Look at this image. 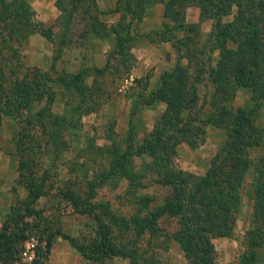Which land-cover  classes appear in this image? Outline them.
<instances>
[{
	"label": "rangeland",
	"instance_id": "rangeland-1",
	"mask_svg": "<svg viewBox=\"0 0 264 264\" xmlns=\"http://www.w3.org/2000/svg\"><path fill=\"white\" fill-rule=\"evenodd\" d=\"M236 11L237 8L234 6L232 13L225 16L222 22L233 19ZM96 12L99 13V11ZM155 14L152 13L151 16L154 17L151 19L147 18L144 20L143 17L139 22L132 20V26H134L132 27L133 39L131 41L127 40L125 46H133L131 49L127 48L125 50L126 60L121 56L116 57V59L112 57L111 60L113 65L115 63L119 64L118 68L113 70L108 67L107 69L109 70H106L101 75H95L94 72L90 74L87 84L94 89L91 93V99L86 96L87 100L85 102L82 99V102L78 103L76 101L78 97L71 96L69 98L70 105L74 107L78 105L79 108L75 110V108L71 107L74 113L70 122L67 123V128L63 133L64 137L61 140L67 145L68 149L60 155L55 156L53 147L48 143V139H44L41 136V143L32 147V152L24 156L23 163H27L28 168L26 171L24 170V175H22L20 169L22 157L20 156L19 145L16 143L18 139L17 132L20 129L18 127L19 118L7 115L1 116L0 229L8 226L3 230L5 236L14 234V238H16L13 246L4 247L3 251L7 247L14 249L11 250L13 253L5 252L9 256H4V262L8 264H30L35 258V260L42 261L43 264H50L49 252H51L52 246L51 249L48 247V240L52 239L53 244L54 237H61L58 234L59 232L70 233L78 238L90 237L97 239L101 237V226H110L108 220L103 217L100 222L92 214L78 212V208H73L72 204L64 199V193L69 189L77 194L84 193L90 186V179H98L97 175L100 174L101 170L110 166L108 148L113 141L122 142L125 140L128 136L129 127L135 125L139 142L152 131L155 121L168 106L164 101L158 100L154 101L152 105L147 103L154 100L155 95H152L151 92L167 71H175L171 72L175 76L170 86L161 91L162 96L169 98L176 89V82L179 80L176 75L180 74V67L189 66V69L184 74V78L188 82L180 86L183 91L177 102L183 101L185 95L190 97L189 92L191 90L187 89V86L192 83L190 80L195 81L199 97L195 110L192 111L191 109L183 113L185 116L191 117L189 126L193 128V131L196 129H199V131L204 129L206 131L203 135L200 132L196 134L198 146L195 148H192L186 142H180L174 150L177 138L169 141V149L174 153L172 156L174 166L197 175H204L213 164L221 168L223 172L231 174L242 170V168L237 169V162L243 157V152L239 151V149L245 145L246 139H244L245 132L237 134L232 129L235 120L234 115H236L234 114L235 112L232 113L234 110L226 109L224 112L222 111L219 123L208 125L206 122L211 113H213L212 104L214 105L215 103L217 92L219 96L228 95L224 89L217 90V86H215L209 76L210 71L212 67L217 66L222 54L226 57V60L236 56L234 52L228 50L236 49V44L229 42L222 54L219 49L211 50L209 35L212 34L214 29L215 19L203 18L201 9L197 5L189 6L185 13L186 23L197 24L195 26L197 30L195 29L193 32L183 26H181L182 31L178 29L171 30L181 22H175L174 19L168 17L166 10L164 16H155ZM89 15H83L82 10L77 11L71 18L72 26L68 30L71 36L67 37V43L81 44L83 46L82 62L72 59L69 64L63 60V47V53L56 61L54 52V60H52L51 64L50 60L48 62L49 68L33 67L31 64H27L25 58L28 46L27 40L21 49L20 73L38 68L48 71L53 78H57L61 74L69 73V71H77L96 65L94 53L97 45L94 40L104 41L106 37L90 34L92 28L87 27V17ZM127 21H130V15L127 16ZM64 31L63 25H60L57 31L55 30L56 42L60 41V36ZM82 31L88 32L86 39H82V36H80ZM257 32L259 34L262 33V27ZM185 33L187 36H184ZM114 37V35L111 36L113 41ZM203 45H207V50L205 49L204 53L194 58V54L197 55ZM147 47L148 49L145 50L142 57L143 60L147 59L149 64L145 62L146 65L143 67L141 77L149 76L151 78L150 89L145 93L147 97H137L136 94L144 89L146 82L135 85L129 84L125 81V70L129 65L133 64L131 69L139 65V58L136 52ZM196 47L197 50H195ZM70 56L74 58V54ZM133 56L137 58V62L131 60ZM192 58L194 61L190 62ZM227 68L221 69L222 72L224 71V78L228 75L225 73ZM254 76L257 81L261 78L263 79L264 66L258 69ZM93 77L95 78L93 79ZM197 77H201L202 80H196ZM9 82L8 80L7 83ZM10 87L11 84H8L7 89ZM255 88H239L232 99L223 100V103L228 108H252L256 105L255 99L258 100V106H255V113H253L256 125L261 128L259 133L263 139L260 145H254L248 149L251 163L248 165L244 174L245 178L240 184L239 195L241 204H237V209L234 211V216L236 217L234 232L231 233V236H223L224 239H217L219 236L212 239L215 248L211 264H241L244 254L249 250L247 249L249 244L256 247L257 261L255 264H264V245H256L260 241L258 240V233L260 235L262 233L261 238H264V219L259 213L256 202L257 169L259 167L264 169L263 163L259 160L264 156V98H259L261 94L257 87ZM51 90L55 91V97L52 102L54 111L64 114L69 107L67 105L65 107L64 104V99H67L65 98V92L61 87L54 85ZM8 91L10 92V90ZM43 101L45 102V100ZM134 101H137L135 105H133ZM185 103H188V101L186 100L183 104ZM223 103L221 101L220 107L222 109L224 108ZM135 108L136 112L132 114V109ZM222 117H224V120ZM179 122L180 120L176 119L175 123ZM180 124L178 126L183 129V125L181 126ZM27 140L34 142L35 138L30 137ZM222 147L224 151L221 152L220 149ZM227 149L234 151L235 155L232 152L229 155L225 153ZM151 162V158L147 156H139L134 160V166L138 171L137 180L140 181V185L129 184L127 179H123L118 182V185H115L112 181L111 184L97 186L95 188L97 189V196L94 199V203L109 201L114 211L127 216L136 213L143 214L156 208L166 197L171 195L172 186L165 185L161 181L162 178L158 177L162 170L155 174L148 171L147 165ZM45 172L47 195L38 200L29 199L28 191L25 187L29 174L42 177ZM97 211H100V209H97ZM161 226L165 231L172 232L178 227V223L174 217H168L163 218ZM112 227L110 226L112 229L111 233L117 243L123 241L132 243L134 241V247L140 255L137 259L138 264H144L143 259L149 257L152 253L156 254L155 262L157 264H188L179 244L168 237H163L162 235L155 238L151 235H144L138 238L133 232L125 234L118 227ZM29 239H33L35 242L32 260L26 258L23 251L26 249ZM130 246L133 245L130 244ZM125 259L131 264L129 258ZM56 260L57 264L71 263L69 260L66 262L62 261L61 258ZM245 261V264L253 263L252 261L250 262V259Z\"/></svg>",
	"mask_w": 264,
	"mask_h": 264
},
{
	"label": "trees",
	"instance_id": "trees-1",
	"mask_svg": "<svg viewBox=\"0 0 264 264\" xmlns=\"http://www.w3.org/2000/svg\"><path fill=\"white\" fill-rule=\"evenodd\" d=\"M154 3H164L167 16L174 19L175 22H181L176 26L177 28L173 27L171 30L182 31L181 26H183L190 32L196 29L197 24L186 23V9L189 6L197 5L201 9L203 18L215 19L214 29L209 35L211 50L219 49L222 54L229 42L236 44V49H228L234 52L236 56L226 60L222 54L217 66L212 67L210 71L209 76L217 86V90L224 89L228 95L219 96L217 92L215 103L212 104L213 113L206 122L208 125L219 123L222 111L234 110L232 113L235 112L236 115L233 114L235 120L232 129L237 134L245 132L244 139H246L245 145L239 149L243 152V157L237 162V169L242 168V170L231 174L223 172L221 168L213 164L204 175H197L174 166L172 159L174 153L169 149V141L177 138L174 150L180 142H186L195 148L198 146L196 134L200 132L203 135L206 132L204 129L193 131V128L189 126L191 117L185 116L183 113L191 109L192 111L195 110L199 98L195 81L190 80L192 83L187 86V89L191 90L189 92L190 97L185 95L183 101L177 102L183 91L180 86L188 82L184 78L185 72L189 69V66L186 65L180 67V74L176 75L179 79L176 82V89L169 98L162 96L161 91L170 86L175 76L171 72L175 71H167L152 90L151 94L155 95L154 100L147 104L152 105L154 101L158 100L164 101L168 106L155 121L152 131L139 142L135 125L129 127L127 138L122 142L113 141L108 148L110 166L101 170L100 174L97 175L98 179H90V186L84 193L77 194L69 189L64 193V199L69 201L73 208H78V212L92 214L100 222L104 217L110 226H113L112 228L118 227L125 234L133 232L138 238L144 235H151L155 238L163 235V237L177 240L184 250L188 264H211L215 248L212 239L218 236H231V233L234 232L236 222L234 211L237 209V204H241L240 184L243 182L245 171L251 163L248 149L254 145H260L263 139L259 133L261 128L256 125L254 116L258 100L255 99L256 105L252 108H228L223 100L232 99L239 88L247 87H257L261 94L259 98H264V76L258 81L254 76L257 70L264 66V0H119V8L124 11L123 18L111 26L99 21V15L96 12L98 11L97 0H58L57 6L62 11V15L57 23L63 25L65 31L60 36V41L56 42L55 61L61 57L63 47L68 44L67 37L71 36L68 31L69 27L72 26L71 18L79 10H82L83 15L90 14L87 17V27L92 28L90 34L109 38L114 35L115 37L114 47L108 55L106 66L85 67L76 73L61 74L57 78H53L48 71L38 68L20 73L21 49L30 35L43 30L49 38H54V29H45L40 26L35 18L36 13L31 5V0H0V120L3 115L19 118L18 127L20 129L17 132L16 143L19 145L20 156L22 157L20 167L22 175H24V170L26 171L28 168V164L23 163L24 156L32 152V147L41 143V136L48 139L55 156L63 153L68 149L61 140L64 137L63 133L67 128V123L70 122L74 113L71 107L75 110L79 108L78 105L76 107L71 106L69 98L71 96L78 97L76 100L78 103L82 102V99L85 102L86 96L91 99V93L94 89L87 84L90 74L94 72L95 75H101L109 70L108 67L113 70L118 68V63L112 64V57L116 59V57L121 56L126 60L125 50L131 49L133 46H125L127 40L133 39L132 27L134 26H132V20L135 22L142 20L147 8ZM234 6L237 8L234 18L222 22L225 16L232 13ZM128 15H130V21L126 22ZM257 26L262 27L261 35L257 32L261 27ZM86 35L88 36L87 31L80 33L82 39H86ZM184 36H187L186 33ZM206 46L203 45L200 52L197 55L194 54V58L204 53L207 50ZM131 60L137 62V58L134 56ZM192 61H194L193 58L190 59V62ZM132 65L128 66L125 73L131 70ZM202 68L205 70L204 67ZM225 68H227L225 73L228 74L226 78L223 77L224 71L221 70ZM149 78L146 76L144 79L137 80L139 83L146 82L144 89L136 94L137 97H147L145 93L148 89ZM8 80L9 83H7ZM196 80L201 81L202 78L197 77ZM8 84H11V87L7 89ZM53 85L61 87L65 92L66 105L69 107L64 114H55L52 111V102L55 97V91L51 90ZM186 100L188 103L183 104ZM221 101L224 105L223 109L220 107ZM135 103L137 101H134L133 105ZM135 110L136 108L132 109V114H135ZM176 119H179L180 122L175 123ZM179 124L183 125V129L178 126ZM30 137L35 138L34 142L27 140ZM220 151H224L223 147ZM225 151L228 155L231 152L235 155L231 149ZM139 156L151 158L152 162L147 165L148 171L151 173L155 174L162 170L158 177L162 178L161 181L165 185L172 186L171 195L153 210L143 214H131L130 216L114 211L109 201L94 203L97 196V189H95L97 186L111 184L112 181L118 185V182L123 179H127L129 184H141L137 180L138 171L134 166V160ZM259 160L264 167V156ZM45 176L46 172L42 177L29 174V179L25 185L29 199L38 200L47 195ZM256 188L257 208H259V213L264 219V169L261 167L257 169ZM168 217H174L178 223V227L172 232L165 231L161 226L163 218ZM110 226H101V237L97 239L78 238L70 233L59 232L58 234L68 240L85 259L93 264H101L107 258L114 256L129 258L131 264H138L137 259L140 255L134 247V241L132 243L128 241L117 243L111 233ZM7 227L0 229V264H8L4 262V256H9L5 252L13 253L11 250L14 249L12 247H7L5 251L3 249L5 246H13L16 240L14 234L5 236L3 230ZM261 235L258 233V240L260 241L256 245H264V238L262 239ZM51 246L52 239L48 240L50 249ZM247 249L249 250L244 254L240 263L245 264V260L250 259V262H253L251 264H255L257 261L256 247L249 244ZM155 256L156 254L152 253L143 259L144 264H157ZM30 264H43V262L34 258Z\"/></svg>",
	"mask_w": 264,
	"mask_h": 264
},
{
	"label": "crops",
	"instance_id": "crops-1",
	"mask_svg": "<svg viewBox=\"0 0 264 264\" xmlns=\"http://www.w3.org/2000/svg\"><path fill=\"white\" fill-rule=\"evenodd\" d=\"M58 0H31V5L33 9L35 10V18L37 22L40 24L41 27L45 29L53 28L54 30V38H49L45 32L42 31H36L35 33L31 34L28 38V46H27V54L25 55V58L27 60V64H31L33 67H42L47 68L49 66L48 62L50 60V64L53 59V54L55 52L56 47V33L55 30H58V27H60L59 18L62 15V11L57 6ZM97 10L98 18L100 22H103L107 24L108 26L115 25L119 21L122 20L124 11L122 8H119V0H97ZM165 4L164 3H155L152 6H150L144 15V20L151 19L154 16H151L152 13H156L155 16L165 15ZM232 20V19H229ZM105 40H94L96 46V50L94 53V61L95 64L94 67H104L107 64L108 61V53L112 50L114 47V41L106 37ZM98 41V42H97ZM147 48L140 49L136 52L138 58H139V65L135 68L131 69L128 73H126L125 81H127L131 85H135L139 82L140 79H144L142 76L143 67L148 62L147 59L143 60V53ZM71 54H74V58H71ZM83 46L81 44H67L64 46V55L63 60H65L67 63L70 64V60L77 59V62H82L83 59ZM71 58V59H70ZM146 62V63H145ZM149 64V63H147ZM49 68V67H48ZM81 69L77 71H69V73H76L80 71ZM95 77H93L94 79ZM88 80V79H87ZM150 81L151 78H149V85L148 89H150ZM63 90V89H62ZM122 90V89H121ZM55 104V103H54ZM64 104L66 107V100L64 99ZM52 111L55 114H61L60 112L54 111V108L52 107ZM217 239H224L223 236H220ZM173 241L177 242L185 256L184 250L181 247V244L175 240ZM221 242V241H220ZM57 258H61L62 261H71L69 264H93L91 262H88L89 260L85 259L78 250H76L68 240L64 239L62 236L60 238L54 237L53 238V244H52V250L49 256V262L50 264H57ZM186 258V257H185ZM102 264H130L127 259L114 256L112 258H107Z\"/></svg>",
	"mask_w": 264,
	"mask_h": 264
},
{
	"label": "built area",
	"instance_id": "built-area-1",
	"mask_svg": "<svg viewBox=\"0 0 264 264\" xmlns=\"http://www.w3.org/2000/svg\"><path fill=\"white\" fill-rule=\"evenodd\" d=\"M34 248H35V242L33 239H29L26 244V249L24 250V255L26 258L32 260L34 257Z\"/></svg>",
	"mask_w": 264,
	"mask_h": 264
}]
</instances>
